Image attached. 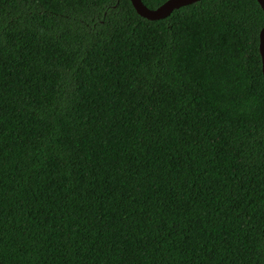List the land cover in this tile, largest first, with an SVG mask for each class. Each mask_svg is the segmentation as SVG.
Returning <instances> with one entry per match:
<instances>
[{"label":"trees","instance_id":"16d2710c","mask_svg":"<svg viewBox=\"0 0 264 264\" xmlns=\"http://www.w3.org/2000/svg\"><path fill=\"white\" fill-rule=\"evenodd\" d=\"M263 24L0 0V264H264Z\"/></svg>","mask_w":264,"mask_h":264},{"label":"water","instance_id":"95a60500","mask_svg":"<svg viewBox=\"0 0 264 264\" xmlns=\"http://www.w3.org/2000/svg\"><path fill=\"white\" fill-rule=\"evenodd\" d=\"M134 11L147 19H158L166 16L172 9L185 5L196 0H164L156 7L150 8L142 3L141 0H129ZM264 16V0H256ZM257 50L260 60V70L264 76V24L257 32Z\"/></svg>","mask_w":264,"mask_h":264}]
</instances>
